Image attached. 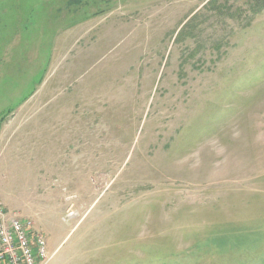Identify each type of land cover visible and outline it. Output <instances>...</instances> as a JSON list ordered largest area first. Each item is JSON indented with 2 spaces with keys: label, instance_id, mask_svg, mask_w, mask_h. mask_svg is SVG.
Listing matches in <instances>:
<instances>
[{
  "label": "rangeland",
  "instance_id": "obj_1",
  "mask_svg": "<svg viewBox=\"0 0 264 264\" xmlns=\"http://www.w3.org/2000/svg\"><path fill=\"white\" fill-rule=\"evenodd\" d=\"M0 199L48 264H264V0H0Z\"/></svg>",
  "mask_w": 264,
  "mask_h": 264
},
{
  "label": "built area",
  "instance_id": "obj_2",
  "mask_svg": "<svg viewBox=\"0 0 264 264\" xmlns=\"http://www.w3.org/2000/svg\"><path fill=\"white\" fill-rule=\"evenodd\" d=\"M45 236L20 217L9 218L0 199V264H48Z\"/></svg>",
  "mask_w": 264,
  "mask_h": 264
}]
</instances>
